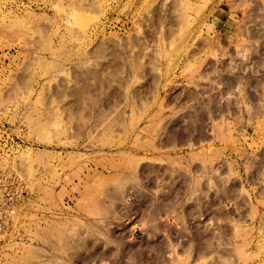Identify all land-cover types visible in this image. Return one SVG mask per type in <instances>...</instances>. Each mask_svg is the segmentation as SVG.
<instances>
[{
	"label": "rangeland",
	"instance_id": "rangeland-1",
	"mask_svg": "<svg viewBox=\"0 0 264 264\" xmlns=\"http://www.w3.org/2000/svg\"><path fill=\"white\" fill-rule=\"evenodd\" d=\"M0 173V264H264V0H0Z\"/></svg>",
	"mask_w": 264,
	"mask_h": 264
},
{
	"label": "built area",
	"instance_id": "built-area-1",
	"mask_svg": "<svg viewBox=\"0 0 264 264\" xmlns=\"http://www.w3.org/2000/svg\"><path fill=\"white\" fill-rule=\"evenodd\" d=\"M25 193V186L16 175L0 173V247L19 215Z\"/></svg>",
	"mask_w": 264,
	"mask_h": 264
},
{
	"label": "bare ground",
	"instance_id": "bare-ground-1",
	"mask_svg": "<svg viewBox=\"0 0 264 264\" xmlns=\"http://www.w3.org/2000/svg\"><path fill=\"white\" fill-rule=\"evenodd\" d=\"M126 187V186H125ZM143 192V191H142ZM148 194V193H147ZM123 196V195H122ZM145 198V197H144ZM174 198H175V196H174ZM150 199V198H149ZM166 199V198H165ZM171 200V199H170ZM151 202V201H150ZM173 203V202H172ZM176 203V202H175ZM131 207V206H130ZM160 207V206H159ZM175 207H176V205H175ZM157 208V207H156ZM154 219V218H153ZM98 229V228H97Z\"/></svg>",
	"mask_w": 264,
	"mask_h": 264
}]
</instances>
